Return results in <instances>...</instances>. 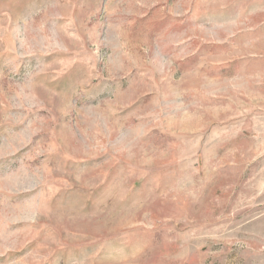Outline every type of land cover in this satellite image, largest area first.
<instances>
[{"label":"rangeland","instance_id":"rangeland-1","mask_svg":"<svg viewBox=\"0 0 264 264\" xmlns=\"http://www.w3.org/2000/svg\"><path fill=\"white\" fill-rule=\"evenodd\" d=\"M0 264H264V0H0Z\"/></svg>","mask_w":264,"mask_h":264}]
</instances>
